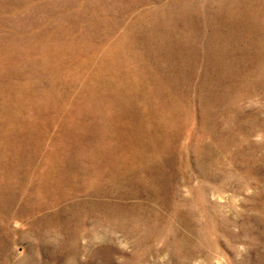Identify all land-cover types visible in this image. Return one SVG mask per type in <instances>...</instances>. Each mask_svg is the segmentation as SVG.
<instances>
[{
  "label": "rangeland",
  "instance_id": "rangeland-1",
  "mask_svg": "<svg viewBox=\"0 0 264 264\" xmlns=\"http://www.w3.org/2000/svg\"><path fill=\"white\" fill-rule=\"evenodd\" d=\"M0 264H264V0H0Z\"/></svg>",
  "mask_w": 264,
  "mask_h": 264
}]
</instances>
